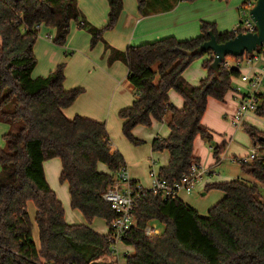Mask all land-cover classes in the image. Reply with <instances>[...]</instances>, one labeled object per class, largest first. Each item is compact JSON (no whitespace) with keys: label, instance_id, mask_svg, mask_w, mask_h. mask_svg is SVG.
Segmentation results:
<instances>
[{"label":"trees","instance_id":"trees-1","mask_svg":"<svg viewBox=\"0 0 264 264\" xmlns=\"http://www.w3.org/2000/svg\"><path fill=\"white\" fill-rule=\"evenodd\" d=\"M107 1V22L96 27L80 11L78 0H0V118L21 125L17 132L4 134L6 147L0 146V264H108L100 259L111 253V233L100 234L90 224L102 218L110 226L118 216L103 194L126 165L125 158L113 147L106 123L64 114L85 91L64 87L67 61L46 76L32 75L42 25L55 28V35L48 37L64 46L75 22L91 35L95 47L105 32L114 29L124 9V0ZM249 1L255 0L244 3ZM138 2L142 10L145 0ZM200 31L190 39L169 36L125 51L106 44L110 62L121 59L127 65V79L135 93L132 105L119 112L126 138L142 145L133 130L138 125L150 127L154 121H166L171 130L168 137H156L151 144L154 151L170 153L169 164L158 173L169 184L181 181L199 162L194 153L197 136L213 139L203 125L209 99L225 101L233 80L241 74L239 68L223 63L215 70L214 53L197 52L210 31L223 43L240 29L220 33L215 23L203 21ZM204 54H209L203 61L207 76L192 85L184 72ZM173 89L184 99L182 108L170 101ZM11 102L13 109L6 110ZM263 113L264 104L258 111ZM244 127L258 151L241 169L256 182L235 178L207 185L206 191L224 193L207 215L178 196L143 188L133 210L136 224L123 237L125 244L134 247L127 264H264V141L260 140L264 132ZM224 146L213 148L217 161ZM52 158L61 159L60 180L68 183L71 207L82 213L86 224L66 222L63 203L44 172V162ZM100 164L108 171L100 170ZM137 184L132 180L135 190ZM29 202L35 205L34 217ZM152 221H159L163 230L149 237L144 229ZM35 225L39 244L33 238Z\"/></svg>","mask_w":264,"mask_h":264},{"label":"crops","instance_id":"crops-1","mask_svg":"<svg viewBox=\"0 0 264 264\" xmlns=\"http://www.w3.org/2000/svg\"><path fill=\"white\" fill-rule=\"evenodd\" d=\"M243 1L145 0V7L140 10L138 0H124V9L118 23L114 29L104 33L103 40L98 42L95 47H91V35L85 29L78 27L75 22L72 23L70 35L64 46H58L49 39V35H55V28L42 25L34 47L38 62L34 69L36 72L33 71L32 75L33 77L48 75L62 62L64 53L66 57L67 51L72 52L67 57L64 87L66 89L84 88L85 91L78 96L71 106L64 109V114L68 118L80 115L106 123L113 147L119 150L125 158L130 178L143 186L141 184V174L138 171L139 168L143 166L150 167V174L152 171L159 173L161 167L169 164V151H154L151 144L156 137H168L171 130L169 126L164 125L167 123L166 121H154L152 127L138 125L134 128V136L144 141L142 145L136 146L126 138L122 130L123 121L119 116V112L132 105L135 100V93L128 82L132 91V98L129 99L124 96L126 88L121 83L120 72L126 69L128 76V67L121 59L110 62L111 52L106 49V44L116 50L125 51L131 45H140L169 36L186 40L200 34L203 21L215 23L217 31L220 33L234 31L239 26L238 20L240 22ZM78 5L88 22L96 27H102L106 24L109 12L107 0H78ZM51 28L53 30L49 34ZM262 66H264V61L261 59L256 63V71H259ZM201 67L203 70L188 67L184 72V78L192 85H199L200 81L207 76V70L203 65ZM241 69L242 67L240 71ZM246 95L244 94L242 97ZM170 101L177 108H182L184 105V99L174 89L170 91ZM237 106L238 102L234 107L232 118L236 113ZM250 114L255 115L256 113L249 112L243 121L250 117ZM208 130L211 133L209 128ZM199 137L201 136H197L195 140L194 153L202 164L205 163V160L203 159V153L199 151L202 144ZM220 160L217 161L216 158V162H220ZM103 166L99 165V169L108 171L107 167ZM60 169L62 171L60 158H52L44 162L46 179L58 198L63 202L66 222L69 224H86L87 221L84 216L81 217L76 211L68 210L71 206L70 192L68 193L69 186L68 183L62 182L63 184H60L58 182ZM59 176H61V173ZM215 180L217 179L214 177H203L197 184L196 189H203L205 193L202 196H208L210 191H206L207 185L226 182ZM193 193V191L181 190L177 196L201 215H207L214 205L211 206L210 203L205 205V200L192 195ZM28 208H33L32 217H34L36 211L34 203L29 202ZM90 226L100 234L106 235L110 232V226L102 218H95ZM33 238L39 244L37 225L34 226ZM101 261L108 264H114V262L121 264L119 259L117 260L116 256L111 254L103 256Z\"/></svg>","mask_w":264,"mask_h":264},{"label":"rangeland","instance_id":"rangeland-1","mask_svg":"<svg viewBox=\"0 0 264 264\" xmlns=\"http://www.w3.org/2000/svg\"><path fill=\"white\" fill-rule=\"evenodd\" d=\"M80 9V7H79ZM81 11V9H80ZM239 23V20H238ZM52 28L49 30V34L52 32ZM68 54L72 52L67 51ZM209 58V54H204L200 58L194 60L189 67L191 69L199 68L202 69L203 61ZM261 59L264 61V57ZM62 61H68L65 57ZM258 62V61H257ZM254 64H245L241 66V74L239 77L233 80L232 89L227 93L224 102H219L213 98L209 102L208 109L203 119V125L208 129H210L213 134L212 141H208L199 137L201 147L199 151L203 153V159L205 163H200L204 169H210L213 173L211 175H205L209 177H214L217 180L215 181H229L231 179L240 178L248 182H256L249 174L243 172L241 169V160L247 159L249 162H252L253 156L258 151V147L254 145V142L249 135V133L245 129V125L253 126L260 131L264 132V118L261 115H253L250 114V117H247L242 123V125L235 126L232 123V116L234 113V107L237 105V109L239 107L240 101L244 94H249V91L253 92V88L250 84V79L254 75L256 71V63ZM36 72V70L34 71ZM121 75V83L125 89L126 98H132V91L127 81V71L123 69L120 72ZM177 92V91H176ZM250 92V93H251ZM178 93V92H177ZM179 94V93H178ZM14 103L11 102L5 108L6 110H12ZM236 109V111H237ZM226 115V116H225ZM166 123V122H164ZM168 126V124H164ZM210 125V126H209ZM20 123H9L2 121L0 118V146L6 147V140H4V134L8 132H17L20 128ZM152 127V126H150ZM224 146V150L220 155V162H216V158L214 156L213 148L218 146ZM103 166V164H100ZM103 167H106L105 165ZM157 169V166H156ZM141 174V184L145 188H151L152 179L150 175V167H141L138 170ZM61 173V169H60ZM59 173V175H60ZM58 175V182L61 184V180H59L60 176ZM63 184V183H62ZM67 184V183H65ZM192 195L199 196L205 200V205L208 203L211 206L215 205L219 199L223 196V192L220 190H210L209 195L202 196L205 191L203 189L198 190V188L193 191ZM69 193V190H68ZM63 203V202H62ZM66 203V202H65ZM67 205V203H66ZM68 210L76 211L81 217H83L82 213L78 210L73 209L71 206ZM30 214L33 212V208H29ZM205 215V214H204ZM75 216V215H74ZM150 225H156L157 228L162 231L163 225L159 221H152ZM134 253V249L132 246L127 245L125 243L119 244V262L121 264H126V255H131Z\"/></svg>","mask_w":264,"mask_h":264},{"label":"built area","instance_id":"built-area-1","mask_svg":"<svg viewBox=\"0 0 264 264\" xmlns=\"http://www.w3.org/2000/svg\"><path fill=\"white\" fill-rule=\"evenodd\" d=\"M255 4L256 0L249 1L247 3H244L243 1L241 6V19L238 26L240 29L239 33L257 31L256 24L250 15V11ZM262 56L264 57V45L260 47L258 51L251 54L246 52L243 56H240L241 58L227 56L223 64L228 68L235 67L240 69L243 63L254 64L255 62L261 60ZM250 84L254 90L248 95L242 97L239 107L232 118L235 126L242 125L244 117L249 112L258 114V111L264 104V66H262L259 71L254 73L250 79ZM261 116L264 118V113ZM241 162L247 163L249 161L247 159H242ZM211 173L212 171H210V169H204L200 162H194L191 166L190 172L184 175L181 181L169 184L165 180H162L158 173L152 171L150 174L152 186L149 189L155 192H162L166 197L177 196L178 192L181 190H185L187 192L194 191L197 184L203 179V177ZM143 188L144 187L140 184H137V190L133 188L128 167L127 165H124L116 174L114 183H112L103 194L105 201L108 202L113 210L118 213V216L110 224L111 239L113 241L110 254L116 256L117 260L119 259L118 245L123 242L125 233L136 224L133 210L135 201L140 197V192ZM262 190L264 192V186L262 187ZM144 232L149 237H153L161 233L156 225H150V223L145 227ZM114 264L118 263L114 262Z\"/></svg>","mask_w":264,"mask_h":264},{"label":"water","instance_id":"water-1","mask_svg":"<svg viewBox=\"0 0 264 264\" xmlns=\"http://www.w3.org/2000/svg\"><path fill=\"white\" fill-rule=\"evenodd\" d=\"M251 18L256 24V32L239 33L234 38L219 43L215 34L210 31V38L197 49V52L211 50L215 59L212 67L218 70L227 56L240 57L246 52L253 53L264 45V0H256L255 6L250 11ZM191 54V52H185ZM260 140L264 141V137Z\"/></svg>","mask_w":264,"mask_h":264}]
</instances>
